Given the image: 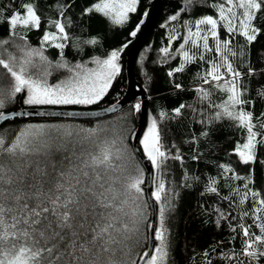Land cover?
<instances>
[{
  "label": "snow or ice",
  "instance_id": "6c2138e0",
  "mask_svg": "<svg viewBox=\"0 0 264 264\" xmlns=\"http://www.w3.org/2000/svg\"><path fill=\"white\" fill-rule=\"evenodd\" d=\"M192 2L188 0L189 4ZM137 3L138 0H98L87 11L100 13L114 23L122 24L130 12L136 11ZM209 7L215 9L217 15L196 19L194 31L193 26L188 27L187 37L178 49L184 62L174 71L181 72L185 64L204 59L203 53L197 57L183 50L185 44L211 52L213 48L209 46V39L215 41L214 50L221 55L222 63L211 64L206 72L210 80L205 78L204 83L224 81L227 86L221 87L227 93V100L214 106L218 109L214 119L227 118L242 130L244 139L236 144L233 153L240 164L251 166L257 161L258 148L264 147V114L255 116L253 111L245 108L249 101L244 98L245 90L240 84L242 73L233 67L225 53L237 54L230 48L236 35L245 37L248 44L256 40L260 29L254 22L258 13L264 11V0H220ZM176 19L175 15L171 17L173 21ZM0 23H7L9 34L15 37L19 35L18 29H39L41 16L35 3L26 2ZM54 26L57 33L46 32L43 42L68 38L64 23L57 19ZM221 29L226 31L227 38L221 39ZM176 38L171 37L172 40ZM20 39L26 40V36H20ZM6 44L7 40L0 41V45ZM54 46L59 49L65 47L63 43ZM120 51L122 49L113 50L106 59H96L95 69L85 70L83 65L77 64V71L68 69L73 72L72 77L56 85L47 83L46 77L50 75L47 67L34 62L37 56L40 61L46 60L43 53L36 49L24 51L22 57L10 55L7 60L0 58V66L11 78L8 95L15 97L26 91V104L88 105L101 100L112 86L120 72ZM161 51L169 54L167 47ZM251 72L249 69V74ZM168 75L172 76L173 71H169ZM3 90L4 85L0 84V94ZM199 91L204 96L208 95L203 89ZM260 95L264 96V91ZM3 106L4 100L0 98V108ZM134 107L139 111L141 106L137 103ZM183 107L177 108L176 113L179 114ZM0 119H7L3 112H0ZM106 131L103 128L88 131L85 139L98 141L96 151L83 147V144L79 150L75 145L70 149L72 130L29 126L11 142L0 136V264H126L120 257L129 254L131 241L144 223L146 202L142 199L144 191L141 187L144 181L142 175H137L128 178L120 189L115 187L119 177L113 174L124 171V165L116 162L123 160L125 150L119 146L118 137L109 138ZM140 143L147 159L159 170L168 156L163 150L155 119ZM174 159L180 160L181 157L176 155ZM219 167L224 173H232L233 179L244 181L242 194L239 189H230L240 195L239 203L243 204L251 198L255 204L254 223L259 234L253 232L251 226L239 225L243 247L240 253L234 254L238 264H244L239 260L240 255L249 258V261L264 257V250H259V246L264 245V194L249 186L252 183L251 170L248 177H241L227 165ZM216 183L215 179L210 180L207 187L209 193L218 194V188L213 186ZM162 193L166 195L163 181L157 184L151 197L160 202ZM219 215L221 219H227L223 213ZM248 215L245 211L244 216ZM164 221L165 208L161 207L160 226L152 230L154 239L159 243L153 252L142 254L140 259L144 260V264H167ZM131 264H136V261H131Z\"/></svg>",
  "mask_w": 264,
  "mask_h": 264
},
{
  "label": "trees",
  "instance_id": "16d2710c",
  "mask_svg": "<svg viewBox=\"0 0 264 264\" xmlns=\"http://www.w3.org/2000/svg\"><path fill=\"white\" fill-rule=\"evenodd\" d=\"M26 2L35 3L41 16V26L39 29H18L19 35L13 37L9 34L7 23H0V41H8V44L0 45L3 49L0 56L2 59L9 58L11 41L26 36V40L20 39L23 50L36 49L45 53L50 59L48 66H51L53 71H60L66 77H71L73 72H69L68 69L77 71L75 68L77 64L83 65L85 70L95 69L96 59H106L113 50L122 49L118 59L120 72L108 92L97 103L44 107L90 110L106 108L120 101L128 89L126 72L130 50L128 44L143 30L140 22L143 17L150 14L154 0H138L136 11L130 12L128 19L122 24H116L100 13L88 12L87 9L98 0H0V20L21 9V5ZM219 2L220 0H193L189 4L188 0H162L158 22L139 51L134 67L135 79L148 96L146 123L140 140L155 119L161 134L163 150L168 156L158 170L147 159L140 141L138 143L140 152L152 169L153 191L161 181L166 188V195L162 193V200L154 201L157 211L156 228L160 226V208H165L167 264H238L234 254L240 253L243 247L239 225L251 226L252 231L259 234L254 223L256 216L253 211L254 202L249 198L240 204V195L230 191L239 189L242 194L244 181L233 179V174L224 173L219 165L231 167L241 177H248L251 170L252 183L249 186L254 191L264 194V147L258 148L255 164L251 166L240 164L233 149L244 139L242 130L227 118L214 119L218 111L214 106L227 100V93L221 87L227 86L224 81L204 83L211 64L222 63L221 55L214 50L215 41L209 39V46L213 48L211 52H203L202 47L193 48L190 43L185 44L183 50L189 51L190 54L194 53L197 57L203 53L204 59L185 64L181 72L174 71L184 62L178 49L187 37L188 27L193 26L194 21L204 15L216 16V10L209 5ZM174 15L177 19L173 21L171 17ZM57 19L65 24L68 37L63 40L65 45L63 49L43 42L46 32L57 33L54 26ZM254 23L260 29L256 40L248 44L245 37L236 35L232 38L230 48L237 54L225 55H228L233 67L242 73L240 84L245 90L244 98L249 101L245 108L253 111L255 116H260L264 114V96L260 95L264 91V11L258 13ZM178 27L181 34L173 42L169 54L165 55L161 49L168 47L171 33ZM132 32L136 35H131ZM224 38H227V33L221 29V39ZM93 40L95 43H91ZM200 43L202 45V42ZM60 65L68 67H59ZM0 68L6 72L1 66ZM249 69L252 70L251 74ZM169 71H173L172 76L168 75ZM224 71L222 68L221 72ZM46 80L47 83L50 82L49 77H46ZM200 89L208 95L204 96ZM25 98L26 91L16 94L1 112L28 107L24 102ZM141 102V98L138 97L121 112L103 119L21 117L8 120L0 127V136L8 142L13 141L21 130L29 126L56 129V125L68 122L89 127L96 123H105L100 127L107 130L106 135L109 138L114 135L118 137L119 146L125 151L123 160L116 163H122L124 171L122 174L120 171L113 174L119 177L115 187L120 189L128 178L142 175L144 181L141 185L144 191L142 199L146 202L144 223L140 225V232L131 241L129 254L120 257L126 264H131L133 260L139 264L142 260L140 257L148 249L152 223L147 195V172L133 149V138L141 118V107L136 111L134 106L137 103L141 106ZM181 105L184 107L177 114L175 110ZM96 143H93L95 149ZM73 145L79 150L76 140L69 144V148L71 149ZM176 155L181 159H174ZM211 179L217 181L213 186L218 188V194L207 191ZM217 210L227 216V219H221ZM245 211L249 213L246 217ZM158 243L154 239V248ZM259 250H264V245L259 246ZM239 260L244 264H264V257L249 261V258L240 255Z\"/></svg>",
  "mask_w": 264,
  "mask_h": 264
},
{
  "label": "water",
  "instance_id": "95a60500",
  "mask_svg": "<svg viewBox=\"0 0 264 264\" xmlns=\"http://www.w3.org/2000/svg\"><path fill=\"white\" fill-rule=\"evenodd\" d=\"M161 7H162V0H154V4L150 14L148 16L143 17L142 21L140 22V26L143 27V30L133 42H130L128 44L130 45V50L127 58V65H126L127 67L126 72L128 77V89L124 97L120 101L106 108L90 109V110L53 108V107L22 108V109L3 112L4 115L7 117V119H0V127L8 120L17 119L21 117H39V118L66 119V120H97V119H103L113 116L121 112L123 109H125L136 98L138 97L141 98L142 100L141 118L138 129L133 138V149L139 161L144 166L147 172V195L152 212V223L150 228L149 243L147 249V252L149 253L153 252V248H154V237L152 235V230L153 227L156 228L157 226V211H156L154 198L151 197V193L153 192L152 169L149 166L148 162L143 157L138 147V143L140 141L146 123L148 96L144 88L141 85H139L135 79L134 67L139 51L141 50L142 46L147 40L152 29L158 22L159 15L161 12ZM113 106H115V110H113ZM139 264H144V260H141Z\"/></svg>",
  "mask_w": 264,
  "mask_h": 264
},
{
  "label": "rangeland",
  "instance_id": "374dc122",
  "mask_svg": "<svg viewBox=\"0 0 264 264\" xmlns=\"http://www.w3.org/2000/svg\"><path fill=\"white\" fill-rule=\"evenodd\" d=\"M180 34H181L180 28L179 27L174 28L173 33H171V37L175 36L177 38L175 40H172L170 37L169 45L167 47V48H169V51L174 44L173 42H175L179 38ZM46 43L50 44L51 46H54L56 43H63V40L45 42V44ZM9 48H10L9 56L15 55L17 57H22L24 54V51H27V50L21 51L22 46H21V40L19 38L11 41ZM2 50L3 49L0 47V56L2 55ZM37 51H39V50H37ZM39 52H41V51H39ZM43 55H44V57H46V60L40 61V58L37 56V57H34V62L37 64H40L42 66L47 67V69L50 73V75L47 76L50 79L49 80L50 82L48 83L49 85L59 84V83L66 81L72 77V76L66 77V75L64 73H61L60 71H53L54 69L51 68V66H48V65H50L49 57L45 53H43ZM30 71H33V70L30 69ZM5 73L6 72H4L0 68V84L4 85L3 93L0 94V98H3V100H4V106H3V108H0V112L5 110V108L9 105V102L11 101V98H12L11 96L8 95V86L11 82V78L6 76ZM53 82H55V83H53ZM26 105L28 106L26 108H31V107H44V106L65 107L68 105H82V104H37V105L26 104ZM104 124L105 123H99V124L96 123V125L89 127V126H84V125H81L78 123H69L68 122V123L56 125L55 127L59 128V129H64V130H72L73 136L70 139H71V142H74L75 140L78 142V146H77L78 149H80L81 144H83V147H85L91 151H95L96 149L93 146V143L95 144L96 142L89 141V140L85 139V137L87 136V133L89 130L97 129V128H104V127H100V126H103Z\"/></svg>",
  "mask_w": 264,
  "mask_h": 264
}]
</instances>
